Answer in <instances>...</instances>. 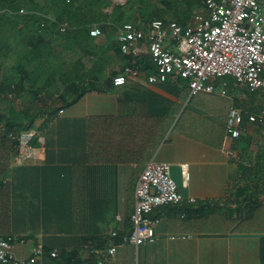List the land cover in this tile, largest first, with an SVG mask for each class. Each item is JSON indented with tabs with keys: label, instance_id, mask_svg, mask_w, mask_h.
<instances>
[{
	"label": "crops",
	"instance_id": "obj_1",
	"mask_svg": "<svg viewBox=\"0 0 264 264\" xmlns=\"http://www.w3.org/2000/svg\"><path fill=\"white\" fill-rule=\"evenodd\" d=\"M115 1L123 3L125 0ZM205 7V0H202L201 6L185 24L194 14L206 13ZM93 25L89 30L85 26L79 27L76 40H52L53 35L47 30L39 34L28 26L24 27L22 21H14L11 25L0 21V112L20 121L24 111L44 110L59 104L58 99L55 98V103L50 96L52 76L58 83L57 94L67 82L60 86L62 75L56 68L61 67L63 74L70 70L74 73L79 62V85L82 82L80 77L98 61L104 67L105 76L110 75L112 79L122 71L130 58L121 49L116 34L118 25L115 29L102 30L97 36L90 33ZM142 56H149L146 49L136 57V61ZM54 69L58 73L52 74ZM149 73L139 70L137 77L128 78L130 82L120 86L101 78L99 81L105 84L106 90H88L74 105L60 108L63 112L59 109L58 115L79 117V144L64 143L59 145V152L50 151L59 160L53 169H39L49 154L45 133L44 144H37L38 157L22 165L14 163L16 143L6 132L0 133V157L5 156L9 162L5 168L0 166V236L24 239V242L15 244L17 255L28 258L38 243L42 244L44 254L31 264L44 262L46 247L51 251L57 248L59 254L78 252L75 264L94 259L83 251L85 244L104 247L112 231L117 230L120 234L131 230L135 186L150 159L171 163L179 184L184 188H179L180 191L187 197L197 198L194 205L197 206L201 200L204 204L218 201L233 205L228 200L237 185L245 180L239 162L249 161L250 154L256 155L261 148L264 149V132L254 129L232 138L227 130L228 115L232 108L237 107L245 115L256 114L258 121L264 124V110L247 111L248 107L261 103L257 98L249 102L248 95L264 96V93L250 91L245 84L226 75L215 80V91L191 95L173 87H163L162 83L149 82ZM224 81L228 82L225 88ZM223 90L226 91L223 93ZM135 93L137 95L134 96ZM120 98L126 100L122 103V118L129 126L136 122L137 126L144 125L145 128L141 129L142 134L135 128L136 134L131 139L126 138L121 148L113 151L119 141L114 140V118L121 114ZM93 116L108 118H93L91 130L85 126L84 118ZM6 117H0V127L7 126ZM45 117L43 115L37 120V127ZM248 121L250 127L259 129L257 121ZM246 128L247 125H243V130ZM145 133H150L151 137L144 138ZM71 138L67 135L63 140ZM7 139L13 144L6 143ZM241 143L248 144L244 157L239 155ZM253 143H257L256 150ZM140 148L142 152L138 151ZM229 150L233 152L229 153ZM77 155L79 160L73 161ZM182 164H188L187 179L182 172ZM183 203L189 202L162 205L152 212L158 219L157 233L154 240L142 244L143 264H168L167 259L188 264L190 252H196L195 256L191 254L193 260L190 259L196 264H261L262 232L228 231L220 235L184 230L198 217L186 218ZM218 211L223 215L222 210ZM39 213L40 223H31V218ZM177 239L187 241L176 243ZM117 241L115 264H133L135 253L139 251L141 254L142 245L136 248L133 243ZM206 250H213V254ZM44 264L51 263L46 261Z\"/></svg>",
	"mask_w": 264,
	"mask_h": 264
},
{
	"label": "built area",
	"instance_id": "obj_2",
	"mask_svg": "<svg viewBox=\"0 0 264 264\" xmlns=\"http://www.w3.org/2000/svg\"><path fill=\"white\" fill-rule=\"evenodd\" d=\"M205 5L206 13L194 14L188 24H181L176 19L164 21L154 18L147 26L132 21L118 26L117 38L122 51L129 55L130 62L113 77L114 85H123L128 78L138 76L140 68L136 57L146 49L156 65V72L148 74L149 82L162 83L183 78L193 95L201 91H215V80L231 75L250 91L264 93V0H205ZM69 27L66 21L60 23L58 30L65 32ZM101 32L97 25L90 29L91 35L97 36ZM227 86L228 82L224 81L223 87ZM248 115L252 122L258 119L254 113ZM244 119L245 113L240 108L230 110L227 130L232 138L240 136ZM5 132L16 142L15 164L22 165L38 157L39 146L32 140L37 137L38 143L44 144V134H39L35 128L15 133L5 131L1 126L0 133ZM232 152L229 150V153ZM187 169L188 164H182L186 179ZM170 170L171 163L168 161L150 159L146 163L135 186V203L130 217L132 229L122 236L121 244L133 243L138 248L156 238L158 219L151 216L155 208L185 200L197 203L196 197H187L180 191ZM118 235L117 230L112 231L104 247L85 244L83 251L94 259L85 260L84 264H115ZM18 241L24 242V239L0 236V264H31L44 254L42 244L37 243L31 255L22 258L15 251ZM58 254L57 248L51 251L52 256Z\"/></svg>",
	"mask_w": 264,
	"mask_h": 264
},
{
	"label": "trees",
	"instance_id": "obj_3",
	"mask_svg": "<svg viewBox=\"0 0 264 264\" xmlns=\"http://www.w3.org/2000/svg\"><path fill=\"white\" fill-rule=\"evenodd\" d=\"M201 4L202 0H125L123 3L116 2L115 0H0V21L8 25H11L14 21H22L24 22V27L27 28L28 26L31 30L39 34H42L41 31L47 30L53 35L52 40H76L79 38V27L85 26L89 30V27L93 24L99 27L101 26V30H105L106 28L115 29L117 25L120 26L126 21H133L147 26L154 18H161L164 21L176 19L181 24H185ZM66 21L70 27L65 32L59 31L58 27L60 23ZM84 40L89 39L85 38ZM115 48L121 52L119 47L115 46ZM137 62L141 72H156V65L150 56H142L138 58ZM56 69L62 75V78H60V86L61 83L67 82L63 90L57 94L55 90L58 88V83L56 78L52 76V92L50 96L55 103H57L56 99H58L59 104L44 110L39 108L32 111H24L21 113L20 121H15L8 116L6 117L3 112H0V117L5 116L7 120L6 131L18 133L22 130L35 128L39 134L45 133L49 154L47 155L45 164L39 166L41 171L49 167L51 169L55 168L56 162L59 161L58 157L50 154V151L59 152V145L64 143L79 144V117L58 115V110L74 105L88 90H106L107 87L104 86L105 84L100 82L101 78H105L107 81L113 83L112 76H105L103 72L104 67H101V61L96 62L92 69H88V72H85L80 77L82 79L81 85H79V62L74 73L70 70L66 74H63L61 67ZM55 72H57L55 69L54 71L52 70V74ZM128 81L125 83L126 85ZM161 85L163 87H173L179 92H190V86L183 78H180L177 82L172 80L162 82ZM124 101H126L124 98L119 99V103H121L119 112L121 111V114L114 118V122H116L114 140L117 139L119 141L114 145L113 151L116 148H121L126 138L131 139L136 134L135 128L137 129V133L141 134V131L145 128L144 125L137 126L136 122L133 126H129L126 119L122 118V108L124 107L122 103ZM254 110L257 112L264 110V101L256 105ZM43 115H46V117L43 118L37 127V120ZM93 118L107 119L108 117H85L84 120L86 122L84 124L91 130V121H93ZM248 119L249 117L246 115L243 122V125H247V128L251 126ZM255 123L259 124L260 130L258 129L257 131L261 132L264 129V124L258 120ZM67 135L72 138L64 141L63 138ZM157 135L159 136L160 134L158 133ZM143 136L144 138L145 136L147 138L151 137L150 133H145ZM9 141L10 139H7L6 143ZM13 142L14 144L16 143L14 140ZM109 142L111 143L112 141L110 140ZM32 143L35 145L38 144L37 137H34ZM240 148L242 150L239 155H243L244 157L248 149V144L241 143ZM138 151L142 152L143 149L140 148ZM119 159L123 158L120 157ZM248 159L249 161L239 162V166L244 173L247 175L250 173L251 176L246 175L247 181L243 184H238L235 192L232 193V198L228 201L233 205H229L228 202L222 204L218 201L204 204L202 200L198 202L197 206L191 203H183L182 210L186 212V218L198 217L196 221L190 223L189 228L184 227L183 229L191 231L200 230L204 234L213 232L219 233L220 235H224L228 231L237 232L245 230L249 232H262L260 234V260L261 264H264V178H262L264 176V149L261 148L260 152L258 151L254 160H251V157ZM76 160H79V155L77 157L74 156L73 161ZM8 164L9 162H7L5 156L0 157L1 167L5 168ZM70 168L73 170L72 166ZM218 210H222L223 215L222 213H218ZM236 212L238 213L236 214ZM40 216L41 213L36 214L31 218V223L34 224L35 221L40 223ZM151 216H153L152 213ZM126 233L120 232L117 240H121L122 236ZM50 249L49 247L45 248L46 256L44 257V262L41 260L39 264H44L46 261L51 264H75L74 262L77 261L76 257L78 256V252L76 251L72 253L63 252L52 257ZM132 262L135 264L134 259Z\"/></svg>",
	"mask_w": 264,
	"mask_h": 264
},
{
	"label": "rangeland",
	"instance_id": "obj_4",
	"mask_svg": "<svg viewBox=\"0 0 264 264\" xmlns=\"http://www.w3.org/2000/svg\"><path fill=\"white\" fill-rule=\"evenodd\" d=\"M261 99V100H264V96L262 95V96H259V95H252V94H249L248 95V97H247V100L250 102L251 100H255V99ZM260 100V101H261ZM262 102V101H261ZM254 108H255V106H250V107H248V110L247 111H249V112H257L256 110H254ZM246 110V109H245ZM256 128H257V126H255ZM256 128H253V126L252 127H250V128H246L245 130H243V127H242V135H243V133H246V132H248V133H250L252 130L254 131V129H255V131H257V129ZM260 130V129H259ZM262 132H264V131H261L260 133H262ZM262 135H264L263 133H262ZM253 147H254V150H256L257 149V143H253ZM250 156H251V160H254V158H255V153H252V154H250ZM170 173H171V176H172V178L175 180V182L177 183V185H178V187L180 188V189H184L183 188V186L182 185H180L179 184V182H178V179H177V177H176V174H175V172H174V168H171V170H170ZM242 174H244V172H243V170H242V172H241ZM246 173H245V175H244V177H245V180H244V182L245 181H247V177H246ZM247 176H251L250 175V173H248V175ZM262 178H264V176L262 177ZM232 187H234V186H232ZM235 190V189H234ZM163 237H165V236H163ZM180 241V239L178 240H176L175 242L177 243V242H179ZM185 241H187V240H185ZM185 241H180V242H185ZM174 242V243H175ZM139 250V249H138ZM143 250H144V246L142 245L141 246V248H140V252H141V254H139V251H137L136 253H135V264H143V256H142V254H143ZM206 251H209V253L210 254H213V250H206ZM189 253V252H188ZM195 256L196 255V252L195 253H193V252H190L189 253V262H188V264H196V262L195 261H191L190 259H192L193 260V256ZM185 255V254H184ZM173 260H171V259H167V262L166 263H168V264H179V263H177L176 262V260H174V262H172Z\"/></svg>",
	"mask_w": 264,
	"mask_h": 264
},
{
	"label": "clouds",
	"instance_id": "obj_5",
	"mask_svg": "<svg viewBox=\"0 0 264 264\" xmlns=\"http://www.w3.org/2000/svg\"><path fill=\"white\" fill-rule=\"evenodd\" d=\"M245 116H246V115H245ZM248 117H249V115H248ZM249 120H250V119H249ZM257 120H259V118H258ZM257 120H256V121H257ZM251 122H252V121H251ZM254 122H255V121H254ZM183 202H184V201H183ZM191 204H192V203H191Z\"/></svg>",
	"mask_w": 264,
	"mask_h": 264
}]
</instances>
